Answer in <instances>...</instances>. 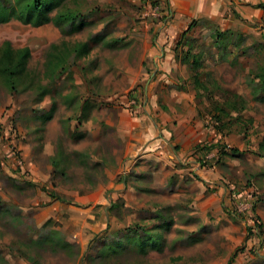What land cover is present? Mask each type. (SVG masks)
Returning a JSON list of instances; mask_svg holds the SVG:
<instances>
[{
  "label": "rangeland",
  "instance_id": "374dc122",
  "mask_svg": "<svg viewBox=\"0 0 264 264\" xmlns=\"http://www.w3.org/2000/svg\"><path fill=\"white\" fill-rule=\"evenodd\" d=\"M30 1L0 0V264H103L127 236L106 264H264V13L223 29L174 0H64L74 20L24 23ZM6 41L31 49L14 84ZM145 119L157 160L132 146ZM155 233L161 248L135 247Z\"/></svg>",
  "mask_w": 264,
  "mask_h": 264
},
{
  "label": "trees",
  "instance_id": "16d2710c",
  "mask_svg": "<svg viewBox=\"0 0 264 264\" xmlns=\"http://www.w3.org/2000/svg\"><path fill=\"white\" fill-rule=\"evenodd\" d=\"M166 4L169 5V2L167 1ZM257 6L264 8V1L259 2ZM53 8H57V13L51 15L50 11ZM8 17L9 16L6 18ZM17 18L24 23L42 24L53 21L57 25H62L74 20L76 18V13L69 7L65 6L64 0H31L29 3H26L22 6ZM186 32L187 31L184 33L186 34ZM83 50L86 49L84 48ZM1 54V63L3 65L4 74L6 75L9 82L14 84L26 68V63L31 56V49L29 46L23 47L21 49H14L12 48L11 43L6 41L5 47ZM195 80L198 81L197 77ZM164 224H167V222ZM125 238L126 239H119L117 241L108 239L105 245L100 248L98 256L101 258L103 264H106L107 260H109L113 255L119 254L123 250L128 249L129 245L127 242L132 239V237L127 236ZM135 239L137 240L135 247L140 252H145L146 247L149 244H151L152 247H162L161 237L158 233L150 234L147 237H145V235L139 234L136 235ZM44 241L45 239L43 238L38 240V242H41L42 244ZM61 246L63 249L69 252L72 251V255L74 257L79 256L80 247L75 242L64 240ZM88 258L89 260H92L90 264H94L93 254H89ZM82 260V262H84L86 259L83 258ZM232 260L233 259L231 258L228 264H232Z\"/></svg>",
  "mask_w": 264,
  "mask_h": 264
},
{
  "label": "crops",
  "instance_id": "0c3cea01",
  "mask_svg": "<svg viewBox=\"0 0 264 264\" xmlns=\"http://www.w3.org/2000/svg\"><path fill=\"white\" fill-rule=\"evenodd\" d=\"M264 0H174L172 2V8L175 11V16L181 17V19H193L203 18L211 19L217 22L221 28L227 24L225 16L231 15L233 11H255L256 14L264 13V8L258 7L259 2ZM225 24V25H224ZM227 28H230L229 26ZM167 46L163 49L166 50ZM162 49V50H163ZM149 121V122H148ZM145 119L138 125V131L133 142V148L138 150L140 159H153L157 160L161 158V153H164L165 142L162 131L159 129L162 127L160 121H154ZM156 127H158V133L155 135ZM163 128V127H162ZM71 215L67 216V223L73 230L72 235L69 237L70 241H76L85 247L89 242L90 234L83 230L84 224L80 218L76 215H72V211L68 212ZM74 264V263H72Z\"/></svg>",
  "mask_w": 264,
  "mask_h": 264
},
{
  "label": "built area",
  "instance_id": "2783aa9c",
  "mask_svg": "<svg viewBox=\"0 0 264 264\" xmlns=\"http://www.w3.org/2000/svg\"><path fill=\"white\" fill-rule=\"evenodd\" d=\"M132 103H136V99H134V100L132 101Z\"/></svg>",
  "mask_w": 264,
  "mask_h": 264
}]
</instances>
